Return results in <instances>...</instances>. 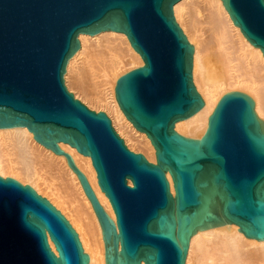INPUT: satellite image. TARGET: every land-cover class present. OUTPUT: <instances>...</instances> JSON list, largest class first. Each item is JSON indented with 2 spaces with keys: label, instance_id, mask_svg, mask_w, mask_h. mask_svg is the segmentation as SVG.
<instances>
[{
  "label": "water",
  "instance_id": "95a60500",
  "mask_svg": "<svg viewBox=\"0 0 264 264\" xmlns=\"http://www.w3.org/2000/svg\"><path fill=\"white\" fill-rule=\"evenodd\" d=\"M177 1L0 0V128L27 126L39 143L69 153L107 235L108 264H187L192 235L232 222L264 240V121L255 102L226 94L201 140L175 131V122L205 105L193 82L194 46L173 14ZM224 4L264 52V0ZM109 30L125 33L144 59L118 79L116 96L151 139L157 164L128 148L108 113L68 90L80 34ZM59 142L91 157L118 232L87 174ZM0 264H90V257L46 196L0 174Z\"/></svg>",
  "mask_w": 264,
  "mask_h": 264
},
{
  "label": "bare ground",
  "instance_id": "6f19581e",
  "mask_svg": "<svg viewBox=\"0 0 264 264\" xmlns=\"http://www.w3.org/2000/svg\"><path fill=\"white\" fill-rule=\"evenodd\" d=\"M173 14L194 46L193 82L205 103L190 117L175 122V131L201 140L220 100L233 92L252 99L258 118L264 121V52L236 25L224 0H179ZM80 43L67 69L68 90L93 110L108 113L128 148L157 164L151 139L127 118L116 96L118 79L143 66L144 59L123 32L83 33ZM58 147L70 151L74 165L87 174L118 232L115 211L99 185L91 157L66 142H59ZM68 156L39 143L27 126L0 128V174L31 184L46 196L79 232L90 264H108L107 235ZM165 173L176 197L173 176ZM239 229L232 222L196 232L190 237L187 264H264V240L249 238ZM48 241L59 254L49 234Z\"/></svg>",
  "mask_w": 264,
  "mask_h": 264
},
{
  "label": "rangeland",
  "instance_id": "374dc122",
  "mask_svg": "<svg viewBox=\"0 0 264 264\" xmlns=\"http://www.w3.org/2000/svg\"><path fill=\"white\" fill-rule=\"evenodd\" d=\"M70 91V90H69ZM77 98V97H76ZM77 99H79V98H77ZM83 102V101H82ZM84 103V102H83ZM96 111V110H95ZM99 111H101V110H99ZM98 112V111H97ZM115 131L117 132V130H116V128H115ZM118 133V132H117ZM119 134V133H118ZM120 135V134H119ZM121 136V135H120ZM130 150H132L131 148H129ZM132 151H134V150H132ZM135 152V151H134ZM137 152V151H136ZM137 153H140L139 151L137 152ZM130 183V185L131 184H133V183H131V182H129Z\"/></svg>",
  "mask_w": 264,
  "mask_h": 264
}]
</instances>
